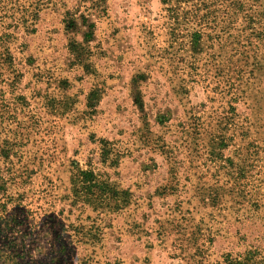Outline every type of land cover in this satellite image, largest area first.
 I'll use <instances>...</instances> for the list:
<instances>
[{
	"label": "rangeland",
	"instance_id": "374dc122",
	"mask_svg": "<svg viewBox=\"0 0 264 264\" xmlns=\"http://www.w3.org/2000/svg\"><path fill=\"white\" fill-rule=\"evenodd\" d=\"M0 264H264V0H0Z\"/></svg>",
	"mask_w": 264,
	"mask_h": 264
}]
</instances>
